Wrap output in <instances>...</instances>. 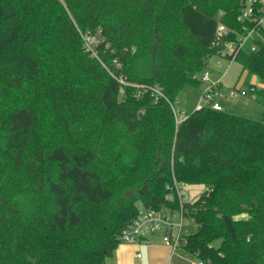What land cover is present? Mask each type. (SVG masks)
Returning a JSON list of instances; mask_svg holds the SVG:
<instances>
[{"label":"trees","instance_id":"trees-1","mask_svg":"<svg viewBox=\"0 0 264 264\" xmlns=\"http://www.w3.org/2000/svg\"><path fill=\"white\" fill-rule=\"evenodd\" d=\"M248 1L0 0V264H104L141 207H175V180L207 189L185 206V253L264 264V116L204 108L177 124L171 106L216 59L264 99V43L240 46L264 39Z\"/></svg>","mask_w":264,"mask_h":264},{"label":"built area","instance_id":"built-area-1","mask_svg":"<svg viewBox=\"0 0 264 264\" xmlns=\"http://www.w3.org/2000/svg\"><path fill=\"white\" fill-rule=\"evenodd\" d=\"M257 3H261L264 10V0H249L244 15L245 17L249 18L254 14V8ZM258 26L260 29L264 30V16L259 20ZM253 31H251L249 35ZM227 33V28L224 25H220L218 29V37L220 38ZM247 37L240 38L241 47H243ZM83 39L85 49L93 56H97L95 46L98 44V38L91 35H84ZM234 49L235 46L233 44H228L229 53L234 52ZM252 51H257V48L253 47ZM223 60L224 59L213 60V62L216 61L214 67L220 72L219 74L215 73L212 65L201 74L200 81L202 87L196 97L194 111L202 110L204 108L225 111L221 102L222 100H234L239 96L248 97L255 92L254 87L246 89L236 86L233 89H225L223 81L228 72V68H225ZM120 82L124 86L127 85V82L123 78L120 79ZM150 91L155 95L157 101L160 98L167 100L161 88L152 87L150 88ZM171 106L175 113L177 124H180L183 118L181 119L179 117L175 106L173 104H171ZM166 200L174 203L175 207H162L160 209H146L141 207L137 219L133 222L131 227L125 231L122 242H149L150 237L159 236L161 237L162 242L171 249L172 256L181 249L186 237L197 228L195 221L190 219L185 211L186 204L192 202L194 199L189 197L187 184L175 180L172 187V194L167 196ZM138 257H140V255ZM198 264L203 263L199 262Z\"/></svg>","mask_w":264,"mask_h":264},{"label":"rangeland","instance_id":"rangeland-1","mask_svg":"<svg viewBox=\"0 0 264 264\" xmlns=\"http://www.w3.org/2000/svg\"><path fill=\"white\" fill-rule=\"evenodd\" d=\"M256 39H260L264 43L263 37L259 32L253 31L246 39L243 44V48L252 51L253 47L258 48V44L255 42ZM225 68H228L226 78L224 80L225 89H233L234 87L240 85L243 88H249L251 85L260 86L259 80L255 77L252 78L247 72H243L242 66L237 62H231L223 60ZM216 64V61L212 63ZM225 71V69H224ZM242 83V84H241ZM123 96L121 95V98ZM223 107L225 111L230 114H236L239 116H247L255 120H261L264 116V99L257 97L254 93L248 97L239 96L234 100H222ZM196 103L195 94L183 93L179 99L175 102V109L182 119L185 118L186 114H191L194 111V105ZM31 124L30 114L26 111L22 112L20 116L15 120V126H24L28 128ZM189 197L191 199H196L202 196V194L207 190L204 185H187ZM184 253V254H183ZM183 254L185 252L182 249L178 250L177 255ZM188 258V257H187ZM200 261L197 258L189 256L188 261H183L179 257H176L173 264H197Z\"/></svg>","mask_w":264,"mask_h":264},{"label":"crops","instance_id":"crops-1","mask_svg":"<svg viewBox=\"0 0 264 264\" xmlns=\"http://www.w3.org/2000/svg\"><path fill=\"white\" fill-rule=\"evenodd\" d=\"M212 67L216 74L220 73L213 64ZM149 240V242L121 244L113 254L105 260L104 264H173L176 257H179L183 261L189 260L190 255L187 253H185V255H183L184 253L177 255V251L172 256L171 249L162 242L161 237L152 236ZM139 255L140 257H138Z\"/></svg>","mask_w":264,"mask_h":264}]
</instances>
